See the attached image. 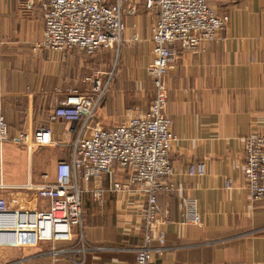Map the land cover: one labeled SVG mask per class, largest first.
Returning a JSON list of instances; mask_svg holds the SVG:
<instances>
[{"label": "crops", "instance_id": "1", "mask_svg": "<svg viewBox=\"0 0 264 264\" xmlns=\"http://www.w3.org/2000/svg\"><path fill=\"white\" fill-rule=\"evenodd\" d=\"M208 2L228 16L226 27L202 54L179 50L166 76V110L177 135L169 154L174 188L157 195L165 242L154 258L158 264H264V200L249 198L242 172L243 141L264 134V0ZM47 4L0 0V106L9 127V138L0 142V195L11 208H48V199L29 185L53 181L57 162L71 160L79 133V124L53 120L54 108L71 89L89 90L88 77L109 73L99 51L87 56L35 48ZM131 18L124 17L118 81L134 83L150 60L154 20L140 32L128 27ZM99 107L91 125L109 123ZM41 127L50 129L51 143L33 142ZM20 133L27 134L25 143ZM200 160L206 173L189 175L190 164ZM119 177L118 171L103 172L81 182L84 237L95 247L88 264H134V248L143 242L144 197L110 190ZM96 187L104 189L101 202L93 198ZM187 196L197 200L199 224L183 223ZM6 250L0 247V264Z\"/></svg>", "mask_w": 264, "mask_h": 264}, {"label": "built area", "instance_id": "2", "mask_svg": "<svg viewBox=\"0 0 264 264\" xmlns=\"http://www.w3.org/2000/svg\"><path fill=\"white\" fill-rule=\"evenodd\" d=\"M146 9L157 16L150 26V60L146 69L152 81L153 97L148 108L112 126L91 125L96 110L111 82V73L87 78L90 88H73L55 108L52 119L79 124V133L71 144L70 161L59 160L52 182L29 185L37 195L48 199L46 209L9 207L0 195V247H36L42 243L72 242L69 249L79 253L85 248L81 182L98 178L103 172L118 171L110 190L134 196L141 194L140 213L143 242L134 248V264H158L155 252L163 249L165 232L157 206L160 192L173 190L170 149L177 135L168 115L166 76L172 58L179 50L199 55L210 42L217 40L228 22L208 0H144ZM136 14L132 0H48L43 13V31L35 43L37 49L82 51L88 56L123 41L124 17ZM9 138V127L0 106V142ZM18 140L25 143L27 134ZM33 142L51 143L50 129L34 131ZM242 172L249 198L264 200V134L248 136L243 141ZM203 160L190 164L189 175L203 176ZM231 185L230 178L226 186ZM104 189L92 190L93 198L102 201ZM132 202V201H130ZM183 223H200L196 198H184ZM156 242L157 247L152 244ZM58 253V251L53 252Z\"/></svg>", "mask_w": 264, "mask_h": 264}, {"label": "rangeland", "instance_id": "3", "mask_svg": "<svg viewBox=\"0 0 264 264\" xmlns=\"http://www.w3.org/2000/svg\"><path fill=\"white\" fill-rule=\"evenodd\" d=\"M135 1L138 2V6L136 5V14L134 15L135 17L133 18L132 16L133 19L131 18L130 20L132 23L134 22L135 25L130 23L128 27L132 28L133 30L139 29L141 32V30H144L145 27L148 28L150 23L153 22L155 18V12L145 9L143 6V0ZM123 42L124 41L120 42L118 45H114L112 48L100 49L101 51L98 50L99 53L97 54V56H101L100 58L105 62V65L102 69H107L106 72L111 73V82L100 102L99 107L100 110L101 108H104L105 112L107 113L105 117L100 116L102 120L109 122L108 124H102L100 122L105 127L111 126L117 122L124 121L131 116L137 115L138 113L144 112L153 97L152 81L149 78L147 72L136 74L134 83L127 82L126 80L124 82L118 81V74L122 66L121 45ZM100 52L104 53L101 55ZM105 76L106 73L104 77ZM84 227L85 226L83 222V230ZM72 242H74V245L69 246ZM72 242H56L54 244L42 243L36 247H25L18 249L4 247V249L7 250L1 253V263L88 264L91 261V252H94L91 250H94L95 247L92 248L85 241L83 244L85 249L79 253H75L67 250L68 247L69 249L76 247L75 245L77 240L74 239ZM54 251H58V253L54 254Z\"/></svg>", "mask_w": 264, "mask_h": 264}]
</instances>
